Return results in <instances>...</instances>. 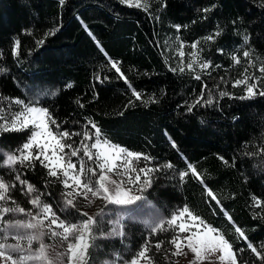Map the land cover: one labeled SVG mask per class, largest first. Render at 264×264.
I'll return each instance as SVG.
<instances>
[{"label": "trees", "instance_id": "16d2710c", "mask_svg": "<svg viewBox=\"0 0 264 264\" xmlns=\"http://www.w3.org/2000/svg\"><path fill=\"white\" fill-rule=\"evenodd\" d=\"M147 3L148 10L144 11L119 0H65L63 5L59 0H0V106L8 105L13 98L25 103L38 98L37 105L47 107L60 124L58 130L52 126L53 131L82 132L91 120L101 129L102 138L151 158L146 161L142 156L133 161V167L155 168L171 162L172 169L152 174L151 188L142 193L145 200L152 202L165 220L187 206L219 229L234 249L244 248L238 254L241 264H264L255 258L227 219L231 216L248 242L264 251L260 247L264 244V96L257 94L242 100L239 97L245 94L244 86L233 87L246 74L250 83L252 78L258 81V92L264 90V74L258 71L264 64V0ZM212 5L215 7L209 12L201 11ZM217 25L222 31L215 37ZM176 26H180L179 30ZM56 27L59 31L55 36H48L38 46L36 41ZM209 35L214 39L206 40ZM16 40L20 41L19 56L14 50ZM96 41L112 60L120 62L121 71L141 92L142 100H136L124 80L117 78ZM197 41L193 49L192 44ZM181 43L183 58L178 54ZM244 51L250 52L247 59L242 55ZM194 52L198 60L189 70L187 64ZM233 56L240 58L239 64ZM205 61H210L211 67L202 70L199 63ZM196 75L201 79L196 80ZM69 83L72 88L66 87ZM221 91L229 95L220 97ZM201 94L205 99L211 97L213 104L202 106V101L189 111ZM150 98L156 102H148ZM88 130L94 131L90 125ZM29 131L0 134V149L13 152ZM80 139L73 136L65 143L76 146ZM172 141L176 148L171 146ZM71 159L80 166L77 157ZM34 163V169L15 166L21 179L38 190L33 195L42 193L41 200L50 203L61 219L68 212L74 221L87 219L75 209L60 210L64 207L63 185L55 177H48L39 161ZM84 163L86 169L95 167L86 158ZM187 163L201 173L220 205L207 196L204 185L191 173L183 181L179 179L178 173L187 170ZM0 175L6 182L16 183L9 195L17 204L31 209L29 197L14 181L15 173L0 167ZM253 197L261 201V207L254 206ZM76 204L84 211L81 202ZM96 218V246L89 249L87 264H98L111 254L128 259L146 239H151L149 255L155 264H173L169 251L173 250L169 244L174 235L171 229L152 235L141 222L127 220L123 222L125 237L121 242V238L100 237L109 224L103 217ZM161 240L164 243L157 252L154 244Z\"/></svg>", "mask_w": 264, "mask_h": 264}, {"label": "snow or ice", "instance_id": "6c2138e0", "mask_svg": "<svg viewBox=\"0 0 264 264\" xmlns=\"http://www.w3.org/2000/svg\"><path fill=\"white\" fill-rule=\"evenodd\" d=\"M64 2L65 0H59L61 5ZM119 3L144 11L148 10L147 0H119ZM162 6L166 7L167 5L163 4ZM212 7H215V5L205 7L201 11L207 13ZM233 24H235V21H233ZM84 27L87 31V26L84 25ZM176 27L179 30L180 26ZM57 31H59V27L49 30L43 39L36 41L37 45L42 46L45 39L48 36H55ZM221 31L222 29L217 25L214 36H220ZM89 35H92L91 32H89ZM214 36L209 35L205 39L213 40ZM92 38L95 40L94 36ZM244 41L245 43L248 42L247 36L244 37ZM198 43V41L194 42L192 48L195 49ZM96 45L107 59L111 68L118 74L117 78L123 79L125 84L128 85L132 96L138 101L142 100L141 92L132 87L128 78L121 71L120 62L112 60L99 41H96ZM180 49L178 54L183 58L185 55L182 50L183 43H181ZM14 50L15 54L19 56V40L14 42ZM219 51L223 53V49ZM242 55L247 59L250 52L244 51ZM232 59L236 64L240 63L238 56H233ZM197 60L198 58L194 52L191 62L187 64V68L192 70ZM199 67L202 70L208 69L211 67V62L199 63ZM2 70L0 69V71ZM179 70L183 72L184 68L181 67ZM258 71L264 74V64L259 67ZM246 72L247 70H245ZM194 78L196 80L201 79L199 75ZM105 79H108V77H105ZM252 80L253 82L250 83L249 77L245 74L243 79L235 81L233 87L243 85L245 89V94L239 99H251L257 94L264 96V90L257 91L258 81L255 78H252ZM100 82L103 83V80ZM66 87L72 88L73 85L69 83ZM227 95L229 94L224 91L219 93L220 97ZM202 101V106L213 104L211 97L205 99L204 95L201 94L199 99L189 106L188 110L192 111ZM148 102L154 103L156 101L150 98ZM12 103L18 106L20 110L10 113L11 118L9 119L3 114L4 109H0V134L9 131H30L22 145L18 146L13 152L8 153L3 159H0V167H7L11 172L15 173L14 181H18L22 186V194L29 197L28 203L32 205L33 210H26L17 204L9 195L10 191L17 187L16 183L6 182L4 176L0 175V224L3 225V227H0V264H87L89 249L96 246L94 244L97 239L94 229H98L96 217L102 218L104 209L101 208L96 213V216L89 215L88 212L82 211L81 208L77 207L76 197L82 196L89 203L94 202V199H99L104 202L105 206L108 204L116 205L127 209L129 212H134L136 209H133L132 206L137 205L138 201L146 199L142 193L151 188L154 179L152 174L162 169H172L174 165L171 162H167L155 168L141 167L137 169L133 167L134 160L139 161L142 156L146 161H150L151 158L141 153L131 152L122 146L113 144L107 138H102L101 129L95 122L89 120L82 132L53 131L52 126H55L58 130L60 129V124L57 123L47 107L37 106L38 98L36 101L29 103H25L21 99H15ZM76 103L80 107H84L79 100ZM129 103H132V101H129ZM121 115H123L122 112ZM234 119H238V117H234ZM88 125L94 131H89ZM73 136L81 137L76 146L72 143H65L66 140H71ZM171 146L173 148L177 147L175 141L171 142ZM66 149L68 150L67 152L65 151ZM177 151L179 150L177 149ZM261 151L264 153V149ZM81 153H83V157H81ZM72 157L79 159V168L72 161ZM84 158L94 162L95 167L86 169ZM219 159L225 164H229V161L224 157L220 156ZM35 161H39L41 166L47 169L48 177H55L63 185L64 189H70V191L61 193L64 198V207L60 210L68 212L69 209H75L80 216L87 217V219L80 220L77 218L74 221L70 218L72 217L71 212H68V215L61 219L50 203L41 200L42 193L33 195V193H38V190L27 180L21 179V174L15 166L19 164L24 168L34 169ZM131 173H135V175L133 176ZM189 173L204 185L207 196L212 201H215L217 205H220V200L216 194L204 184L201 173L192 164L187 163V170L178 173L179 179L183 181L185 177L189 176ZM113 175H121L126 177V179H113ZM25 187L26 191L23 190ZM253 200L255 207H261L259 199L253 197ZM9 203L14 206H9ZM221 211H223L222 208ZM17 214H22L27 219H13L12 217ZM6 215L10 217L8 220L4 219ZM227 219L232 223L234 232L238 234V237L247 242L246 247L250 249L251 253L255 254V258L264 262V251L258 250L257 246H254L252 242H248L245 232L235 225L231 216H228ZM123 220L124 216L120 215L116 219L107 221L111 225V231L101 234L105 238H121V242H123L125 237ZM148 227L152 235L171 229L174 235L169 240V244L173 246L174 250H169L170 254L172 256H186L187 252L184 249H187L194 254V262H191V264L210 257H215V260L209 259V264H241L238 260V254L243 253L244 248L234 249L233 244L219 229L193 214L187 206L176 210L166 220H158L148 225ZM184 233H187V235L182 236L181 234ZM45 236H48L53 241L59 238L58 247L63 249V251L56 252L54 256H50L48 252L50 245L44 243ZM9 239L13 242L9 243ZM34 243L38 245L36 248L33 247ZM163 243L161 240L154 244L157 252L160 251ZM150 244L151 239H146L132 253L130 258L124 259L120 254H117V259L123 260V264H142V262L154 264L152 257L149 255ZM260 247L264 249V244ZM165 258H167V255ZM104 264H109V262L105 261Z\"/></svg>", "mask_w": 264, "mask_h": 264}, {"label": "rangeland", "instance_id": "374dc122", "mask_svg": "<svg viewBox=\"0 0 264 264\" xmlns=\"http://www.w3.org/2000/svg\"><path fill=\"white\" fill-rule=\"evenodd\" d=\"M13 100H15V99L13 98L11 100H8V105L6 104L5 106L4 105L0 106V109H4L3 114L9 119L11 118L10 113H14V112H17L20 110L18 106L14 105L12 103ZM37 106H39V105H37ZM34 151H35V149H34ZM0 153H2L0 155H2L4 157L10 152H7L3 149H0ZM77 168H79V167L77 166ZM112 178L113 179H126V177H123L121 175H113ZM65 191H70V189H67V190L65 189ZM92 199H94V198H92ZM78 201L81 202L82 206L85 208L84 211L88 212L89 215H92V216H94L97 212L100 211L101 208H103L104 209L103 218L106 219V223L109 220L116 219L120 215L124 216L123 222L127 221V220L137 221V222H141L142 224H144L147 227H148V225H151V224L157 222L158 220H165L164 217L162 216L161 212H159V210L155 207V205L152 202H150L149 200L138 201L137 205L132 206L133 209H136V211H134V212H129L127 209L121 208L120 206H116V205L108 204L105 206L104 202L102 200H99V199H94V202L89 203L88 201H85L82 196H77L76 202L78 203ZM9 206H11V205L9 204ZM137 206H139V207H137ZM29 210H33V209L31 208ZM105 215H106V217H105ZM9 218L10 217L7 215L4 217L5 220H8ZM12 218L13 219H27V217L22 215V214H17L16 216H14ZM45 223H47V222H45ZM0 227H3V225L0 224ZM110 231H111V225L109 224V227L107 228V230L104 232H101V233L106 234ZM181 235L182 236L187 235V233H184ZM99 236L102 238H105V236L102 234H100ZM12 242L13 241L11 239H9V243H12ZM44 243L47 245H50V247L48 248V252H49L50 256H54L56 252L63 251V249L58 247V245L60 243L59 238H57L55 241H53L48 236H45L44 237ZM37 246L38 245L34 243L33 247L36 248ZM173 250H174V248H173ZM184 251L187 252L186 256L185 255L172 256L173 257V264H191V262H194V254H192L187 249H184ZM120 256H122V255H120ZM122 257L124 259H126L124 256H122ZM209 259L215 260V257H210L208 259H204L201 261H195V264H209ZM105 261H108L109 264H123V260L117 259L116 254H111V256L104 258L103 260L98 262V264H104ZM142 264H145V262H142Z\"/></svg>", "mask_w": 264, "mask_h": 264}]
</instances>
